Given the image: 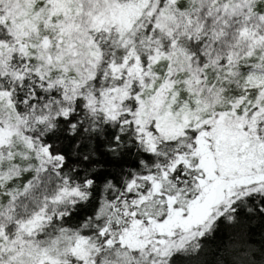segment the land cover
Segmentation results:
<instances>
[{
  "label": "snow or ice",
  "instance_id": "obj_1",
  "mask_svg": "<svg viewBox=\"0 0 264 264\" xmlns=\"http://www.w3.org/2000/svg\"><path fill=\"white\" fill-rule=\"evenodd\" d=\"M0 264H264V0H0Z\"/></svg>",
  "mask_w": 264,
  "mask_h": 264
}]
</instances>
